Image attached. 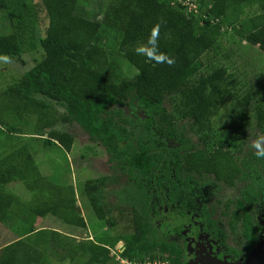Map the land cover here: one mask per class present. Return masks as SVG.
<instances>
[{
    "label": "trees",
    "instance_id": "obj_1",
    "mask_svg": "<svg viewBox=\"0 0 264 264\" xmlns=\"http://www.w3.org/2000/svg\"><path fill=\"white\" fill-rule=\"evenodd\" d=\"M88 1L0 0L11 25L10 33L0 35V56L25 64V51L44 53L21 84L7 90L6 104L14 103L16 110L8 107L7 116L0 114V132L19 134L11 124L14 115L22 121L33 116L39 130L33 139L70 152L75 136L57 130V122L76 123L106 151L116 176L127 181L114 192L126 196L114 209L131 206V233L75 243L50 230L43 243L73 260L87 255L89 262L108 264L123 241L124 259L183 264L181 246L160 235L152 221L158 202L186 198L193 210L202 204L205 225L225 234L213 219L217 208L207 206L213 197L242 186L218 215L250 252L258 240L254 211L264 207V159L250 148L252 139L264 135V76L248 80L231 72L233 56L225 54L222 40L232 32L264 54V0H108L94 19L81 10ZM190 4L198 11H190ZM161 20L159 46L174 58L172 66L146 61L134 51ZM119 57L138 70L134 77L118 79ZM55 105L64 108L62 117ZM222 113L229 121L220 124L215 119ZM12 148L0 157V223L24 226L12 228L17 239L0 250V264H41L45 252L29 237L39 231L38 219L52 215L76 229H86L87 222L75 207V194L47 183L25 147ZM105 180H87L83 195L98 219L114 227L106 219L113 207L101 206ZM16 182L30 187L31 200L8 190Z\"/></svg>",
    "mask_w": 264,
    "mask_h": 264
},
{
    "label": "rangeland",
    "instance_id": "obj_2",
    "mask_svg": "<svg viewBox=\"0 0 264 264\" xmlns=\"http://www.w3.org/2000/svg\"><path fill=\"white\" fill-rule=\"evenodd\" d=\"M107 1L108 0H89L85 5L81 6V10H83L86 15L89 14L88 17L94 19L93 15L100 14L99 7L104 8ZM10 31V21L0 9V35L10 33ZM231 34L232 32L222 40V44L227 50L225 54L233 56L232 61L234 62V70L231 72L236 71L239 75L245 78L247 77L248 80H257L258 76H264V54L257 48L247 47L246 43H240L238 38ZM43 55L44 53L41 49L37 52L27 50L23 54L25 64L20 61L16 62L10 60L7 63L0 61V114L7 116L4 109L8 107H13V109L16 110V108H14L16 106L14 103L10 105L6 104L8 103L7 90L9 87L19 83L26 71L42 61ZM210 57L212 60L213 58L215 60L218 59L214 53H210ZM215 60L213 62H215ZM226 63L229 64L228 62ZM115 68L117 69L116 73L119 80L124 77L132 78L138 73L135 67L126 63L121 57L116 60ZM56 112L59 117H62L65 110L57 106ZM14 116L15 118L12 119L11 124L13 127L16 126L18 130L21 129V132L12 136L8 134L7 131L0 132V157L8 152L9 147H25V149L31 153L34 164L37 165L40 175L45 178L47 183L51 186L66 190L67 193L70 195L72 194V196L75 194L77 199L75 207L78 208L79 213L87 222L86 229H76L75 227L65 225L61 220H58V218L52 215L38 219L36 227L39 231H44L34 232L30 234L29 237L35 246L45 252L44 260L41 264H96L89 262L87 255L84 257L78 256L73 260V257L68 256L63 249H51L49 246L50 243H43V240H47L43 234L50 230H56L61 232L63 237L69 238L76 243L83 242V240H98L108 233H131L132 228L129 221L131 217V206H128L129 204L124 206L127 204L124 203L119 208L114 209V206L122 202L120 198L126 197L125 194H121L120 197L117 196V193V195H114V192L119 190L123 184L127 183L126 178L116 176L107 162L108 155L106 151L100 145L90 142L89 136L78 124L65 123L62 122V120L57 122V130L68 132L75 136L74 146L72 150L68 152L58 143H56V145H45L43 139L39 140L32 138V136L34 137L39 133L36 125V117L24 115L25 117L22 121L19 115ZM225 120L229 121V118H227L224 113L220 114L215 119V121L220 124ZM3 128L6 129L5 126H3ZM46 131L48 132L49 130ZM43 135L44 138H47V134ZM118 177L120 178V182L117 183L115 180ZM98 178H106L103 186L104 191L101 206L105 204L111 208L113 207L111 213H106V219L114 221L116 225L114 227H110L106 222L98 219L93 208L88 203L89 199L83 195L87 180ZM240 187L235 190H228L227 192L220 193V195L213 197L207 209L217 206L218 210L221 212V209L225 207L228 200H235L236 197L238 198ZM29 188L28 185L22 182L8 185V190L17 194L24 201L32 199V192ZM106 210L107 209H104L105 212ZM123 212L124 214H122ZM151 218L158 228L160 235L165 236L169 241L178 242L180 244L184 258L183 264H192L193 262L204 264L210 256L224 255L219 241L216 238H212L209 234H204L201 237L200 225L202 219L197 213L188 212L182 215L177 212L175 207H171L169 204L163 202L161 203L159 211L151 214ZM15 226H17V228H22L24 223L15 222L10 227L7 224L0 223V250L6 244L17 239L12 231V228ZM254 227L257 230L259 240L255 249L246 257L239 259L224 257V260H230L233 264H264V207L261 211H254ZM124 246L125 243L121 241L112 251V254L116 257L115 254L119 253V247L123 248ZM200 248H203V251L207 253L206 255L208 257L206 256V260L204 258L205 256L201 255ZM52 250L54 251L51 253ZM108 264L120 263L115 258Z\"/></svg>",
    "mask_w": 264,
    "mask_h": 264
},
{
    "label": "flooded vegetation",
    "instance_id": "obj_3",
    "mask_svg": "<svg viewBox=\"0 0 264 264\" xmlns=\"http://www.w3.org/2000/svg\"><path fill=\"white\" fill-rule=\"evenodd\" d=\"M161 195H162V197L165 196V192H162ZM182 200H180L179 198H177L176 203L171 204V202H168L167 199H165V200L162 199V202L161 203L164 202V203L169 204V206H171V207H175V209L177 210V212L180 213V214H182V215L185 214V213H188V212L197 213L199 215V217L202 219V221H201L202 223L200 225L201 237L204 234H209V235H211L212 238H216L219 241L221 250H222V252L224 254V255H222L223 257L222 256L214 255V256H210L207 259L218 258V259L223 260V261H227V260H224V257H231V258H237V259H239V258H242V257H246L247 255H249L255 249V247H256V245H257V243H258L259 240H257L254 248L250 252H244V245H245V243L243 241L240 242L239 238L237 237L238 234L234 235L235 233H231L233 231L229 229L228 224H224L226 221L223 222V224L219 221V215L218 214L219 213L221 214V212H220V210H218L217 206H213L214 208L215 207L217 208V213H215L213 215V219L215 221H218L220 227H222L224 230L225 229L227 230V233H225V234L221 230H219V229H215V228H213L211 226L205 225V223L203 221V214H202L203 213V210L200 209V207H201L202 204H199V202H198L199 205L197 204L198 205L197 209L196 210H193V208L190 207L189 202L184 201V200H186V198H183ZM211 201H212V199H211ZM161 203L158 202V206H156V209H153V212L152 213H155V212L159 211L160 206H161ZM152 204H154V203H152ZM208 206H210V204ZM212 208H210L209 211ZM258 211L259 210H257V212ZM256 235L258 237V234L257 233H256ZM163 237H165V236H163ZM170 242H172V241H170ZM175 243L179 244L178 242H175ZM181 250H182V248H181ZM200 252H201V255L205 256L204 258L206 260V256H207L206 254L207 253L203 251V248H200ZM239 252H242V253L241 254H238ZM182 261L184 262L183 252H182ZM206 261L204 262V264H207ZM227 262L230 263V264H233L232 261H230V260L227 261ZM192 264H197V263L193 262Z\"/></svg>",
    "mask_w": 264,
    "mask_h": 264
},
{
    "label": "clouds",
    "instance_id": "obj_4",
    "mask_svg": "<svg viewBox=\"0 0 264 264\" xmlns=\"http://www.w3.org/2000/svg\"><path fill=\"white\" fill-rule=\"evenodd\" d=\"M164 23L163 20L155 24L148 37L144 42H137L134 47L135 54L137 56H142L146 61L152 62L154 64H167L172 66L175 63L173 57H170L167 53L160 50L159 40H160V28ZM0 61L5 63L10 61V57L4 55L0 56ZM250 148L253 150L254 155L259 159H264V135H257L250 142Z\"/></svg>",
    "mask_w": 264,
    "mask_h": 264
},
{
    "label": "built area",
    "instance_id": "obj_5",
    "mask_svg": "<svg viewBox=\"0 0 264 264\" xmlns=\"http://www.w3.org/2000/svg\"><path fill=\"white\" fill-rule=\"evenodd\" d=\"M197 7L198 6L196 4H190L189 5L190 11L197 12L198 11ZM119 248H120L118 250L119 253L118 254H115V255H116V260L119 261L120 264H170L167 261L133 262V261H130V260H127V259L122 258L120 254L124 251V248H121V247H119Z\"/></svg>",
    "mask_w": 264,
    "mask_h": 264
},
{
    "label": "water",
    "instance_id": "obj_6",
    "mask_svg": "<svg viewBox=\"0 0 264 264\" xmlns=\"http://www.w3.org/2000/svg\"><path fill=\"white\" fill-rule=\"evenodd\" d=\"M207 264H230L227 261L220 260L218 258L207 259Z\"/></svg>",
    "mask_w": 264,
    "mask_h": 264
}]
</instances>
